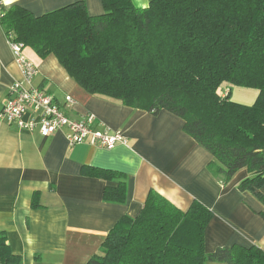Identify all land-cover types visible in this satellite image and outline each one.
<instances>
[{"label":"trees","instance_id":"16d2710c","mask_svg":"<svg viewBox=\"0 0 264 264\" xmlns=\"http://www.w3.org/2000/svg\"><path fill=\"white\" fill-rule=\"evenodd\" d=\"M90 14L74 1L40 15L0 4L8 38L40 58L53 55L88 94L183 120V130L212 159L214 175L263 205L264 219V0H102ZM258 90L252 104L231 100L229 86ZM226 86L225 92L220 87ZM104 174L103 172H100ZM103 198L123 202L124 174L110 171ZM212 210L193 200L182 210L150 189L135 216H121L85 264H264L258 245L204 249ZM0 230V264H20Z\"/></svg>","mask_w":264,"mask_h":264},{"label":"crops","instance_id":"0c3cea01","mask_svg":"<svg viewBox=\"0 0 264 264\" xmlns=\"http://www.w3.org/2000/svg\"><path fill=\"white\" fill-rule=\"evenodd\" d=\"M74 1H83L92 15L103 12L102 0H0V4H18L40 15ZM131 1L136 7L149 2ZM22 53L37 68L32 84L50 94L70 118L92 113L102 127L121 130L126 141L111 148L69 145L64 131L42 136L37 126L20 128L0 116V230L12 252L22 257L20 264H85L121 216L139 212L150 189L182 210L195 199L212 210L204 231L206 252L232 244L264 249L263 205L237 188L248 175L246 169L223 183L208 165L212 155L184 132L181 118L88 94L53 55L40 58L31 48ZM15 80H23V74L0 24V111ZM67 95L73 102L65 101ZM30 117L34 118L25 115ZM110 171L124 174L123 202L103 198L107 185L118 184L116 178L106 179Z\"/></svg>","mask_w":264,"mask_h":264},{"label":"built area","instance_id":"2783aa9c","mask_svg":"<svg viewBox=\"0 0 264 264\" xmlns=\"http://www.w3.org/2000/svg\"><path fill=\"white\" fill-rule=\"evenodd\" d=\"M10 49L21 67L23 80H15L8 87L0 116L8 123H15L28 130L38 127L42 136L56 131H64L69 145L89 143L111 148L117 143H124L125 136L121 130L102 127L92 113L79 119L70 118L64 108L43 89L34 86L32 80L37 73L35 65L22 53L23 45L8 38ZM67 103L73 102L71 96H65ZM31 113L33 117L25 119ZM101 125V126H100Z\"/></svg>","mask_w":264,"mask_h":264},{"label":"rangeland","instance_id":"374dc122","mask_svg":"<svg viewBox=\"0 0 264 264\" xmlns=\"http://www.w3.org/2000/svg\"><path fill=\"white\" fill-rule=\"evenodd\" d=\"M25 51H28L30 47H24ZM231 91L230 98L233 101L243 103V104H252L254 100L256 99L258 90L255 88H248V87H242V86H236L231 85L228 87ZM226 86L220 87V91H225Z\"/></svg>","mask_w":264,"mask_h":264}]
</instances>
